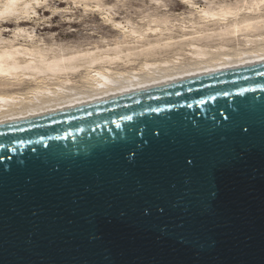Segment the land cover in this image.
Instances as JSON below:
<instances>
[{
  "label": "water",
  "instance_id": "obj_1",
  "mask_svg": "<svg viewBox=\"0 0 264 264\" xmlns=\"http://www.w3.org/2000/svg\"><path fill=\"white\" fill-rule=\"evenodd\" d=\"M0 264H264V62L0 124Z\"/></svg>",
  "mask_w": 264,
  "mask_h": 264
},
{
  "label": "bare ground",
  "instance_id": "obj_2",
  "mask_svg": "<svg viewBox=\"0 0 264 264\" xmlns=\"http://www.w3.org/2000/svg\"><path fill=\"white\" fill-rule=\"evenodd\" d=\"M172 2L173 4L175 3V5L179 4L192 9L196 6V3H194L193 0H179V2L176 0H172ZM261 2H264V0H255V5H259ZM35 3H37V0H0V21L2 22H0V29L4 28L7 30L4 31L3 35L10 32L9 25H15L16 27L20 28L21 25L30 23V11L33 10L32 13L36 12V6H34ZM94 3L97 5L96 1L93 2V4ZM97 8H102L101 4L97 5ZM231 11L232 10L226 9L225 7H221L219 10L209 7L207 9L201 10L199 14L201 15L203 21L209 24L219 23L220 20L225 21L229 19L230 16V18H232V14L234 16V13ZM18 12H21L22 14L17 15ZM94 15L98 16L96 13ZM93 18L96 19L97 17ZM106 19L108 18L106 17ZM108 21H111L113 23V26L110 27L107 23L104 24V22L98 28L100 29V32L106 27L115 32H123L125 34V37L126 34H130L132 38L139 39L138 41H141L143 37L148 35L149 32L157 33L158 31H161L158 28L154 29L150 27L147 31H145L146 33H144V35L141 34L142 31H140L139 33L140 29L138 30V28L135 29L134 27H130L128 25V28L126 26L124 27L122 26L121 22L112 21V19H108ZM156 21L158 20H155L154 22L156 23ZM3 23L4 25H1ZM244 26L245 28H242L239 23L231 24L227 27L226 31L223 34H220V36L238 38L240 36V33L244 34V32L249 30V28L254 29L252 27V23H250V21L248 20L245 21ZM49 27L52 26L50 25ZM20 30H23V28ZM64 36L71 37L76 36V34L74 35L71 32H67V34ZM20 38L21 36H18L15 40H13L14 42L11 40L13 43L10 44V41L7 42L8 45L7 43L6 45L4 44L5 40H2V42L0 43V124L30 119L33 117H38L49 113H54L57 111H62L65 109L109 99L112 97L165 85L174 81H180L199 75L234 69L238 67H245L249 65H256L264 62V46L261 47L263 49L259 51L254 50L255 52H253L251 50L252 52L249 53H237L239 55L234 61V57L232 58L231 55H228L225 59L223 58L221 63H219L218 61H207L208 58H211L209 56L212 55L213 51L211 52L208 48H206L208 51L206 49L204 50L199 45L200 42H198L201 41V39H197L198 37H191V39L189 40L192 41L188 40L189 43L186 39L185 40L189 44V48L191 51L189 56L192 57V60L199 61V63L196 65L198 67L194 69H181L179 67L173 69L174 66L177 67V65L172 64L174 66L171 65L173 67L171 70L166 69L158 72L160 69H158V71H156L157 69L154 70V68H158V66H156V63L152 64L150 59L152 57L154 58L157 53L165 50L166 48H171V43L163 44L158 41L156 43L148 42L144 46L143 50H139V52L134 51L135 53H133L132 50V53L129 50V52L126 50L127 53H125L126 51L123 52L121 51L122 49L119 50L120 47H114V53L113 49H111L112 51L110 50L113 53V55H111V52L109 53V49H105V51L102 52L101 50H98L100 51V53L98 51H85L86 53H81L79 50L76 52L72 51V53L70 51L69 53V49H65L62 46H60V48L57 47V50L53 48H42L43 43L41 45L40 41L35 42L33 39L29 40V36L28 38ZM210 39L211 37L206 40L210 41ZM22 42L29 43L30 47H24L26 45H23ZM248 42H251L250 44L251 46H253L252 40H248ZM256 46L258 47V45ZM222 50L221 53L223 52ZM209 51L211 53H209ZM216 52L214 51L215 54ZM222 56L225 55L222 54ZM243 56L246 58H244ZM137 58H143L144 60L143 62H140L142 64V68L140 69V71H146L147 73H143L146 74L145 76H142L143 74L139 71H131L127 74L116 72V68L122 69L123 67H131L136 62L135 60ZM148 60H150L151 63H149ZM179 60H181V58ZM176 63L178 64V62ZM163 64L165 66H168L169 62H164ZM74 76L75 78L81 77L84 82L93 85L91 90L84 92H74L75 87L72 88L73 82L76 83L75 81H73ZM114 76H117V78H114ZM30 95H32V97ZM28 98L29 105H26L24 107L22 106L21 108H16V110L12 109V105H14L16 101L19 102V99H21V102L23 103V100H26Z\"/></svg>",
  "mask_w": 264,
  "mask_h": 264
},
{
  "label": "rangeland",
  "instance_id": "obj_3",
  "mask_svg": "<svg viewBox=\"0 0 264 264\" xmlns=\"http://www.w3.org/2000/svg\"><path fill=\"white\" fill-rule=\"evenodd\" d=\"M95 1L97 5L101 4L102 8L98 9L97 5L95 3L93 4ZM176 1L179 2V0ZM193 2L196 3V6L192 9L179 4L178 7L177 4H173L172 0H37V3L34 5L36 6V14L34 12L32 13L33 10L30 11V23L23 24L20 28L15 25H9L10 32L5 35H3V33L7 30L1 28L0 43L2 40H5L4 44L6 45L9 41V44L13 43V40H15L18 36H21L20 39H22V37L28 38L29 36V40L33 39L35 42L40 41L41 45L43 43L42 48L56 49L57 47L60 48V46H62L65 49H69V53L70 51L72 53V51L76 52L78 50L81 53L85 51L97 52L98 50H101L102 52L105 51V49H109V53L112 51L111 49H113L114 53V49L116 47H120L119 50L122 49L121 51L123 52L126 50L131 52L132 50V52L135 53L136 51L139 52V50H143L144 46L148 42L156 43L158 41L163 44L171 43V48H166L165 50L157 53L154 58L152 57L150 59L152 64L156 63V66H158V68L156 67L154 70L157 69L156 71H158V69H160L158 72L166 69L171 70L174 65H177V67L174 66L173 69L178 67L181 69H194L198 67L196 65L199 61L192 60V57L189 56L191 51L188 43L189 41H192L189 40L191 37H198L197 39H201V41L198 42H200L199 45L204 50L208 48L211 52L213 51L212 55L209 56L211 58L207 59V61L209 60L210 62L218 61L221 63L222 59H225L228 55H231L232 58L234 57V61L241 53L255 52L264 48V2H261L259 5H255V0H193ZM209 7L214 9L216 8L217 10L221 7H225L226 9L232 10L231 12L234 13V16L232 14V18H230V16L229 19L225 21L220 20L219 23H205L199 12ZM21 12H18L17 15H21ZM95 13L97 15L99 13L100 16H95ZM93 17L97 18L94 19ZM106 17L108 19H112V21L121 22L124 27L126 26L128 28V26H130L135 29L138 28V30L140 29L139 33L140 31H144L143 33L141 32V34L146 33L145 31H147L150 27L154 29L158 28L161 31H158L157 33L149 32L148 35L143 37L141 41H138L139 39L132 38L130 34H126L125 37L123 32H115L106 27L100 32V29L98 28L104 22V24L107 23L110 27L113 26V23L108 21ZM155 20L158 21L155 23ZM247 20L252 23V27L254 29L249 28V30L245 31L244 34L240 33L238 38L220 36V34H223L227 27L231 24L239 23L242 28H245V21ZM126 22L129 23L127 24ZM1 25H4V23ZM50 25L52 27H49ZM22 28L24 31L20 30ZM67 32H71L74 35L76 34V36L65 37L64 35H66ZM209 37H211L210 41L206 40ZM185 39L187 41L189 40L188 43ZM248 40L253 41V46H251V42H248ZM22 43L23 45H26L24 47L29 46V43ZM256 45H258V47ZM218 48L220 53L218 52ZM221 50L225 53H221ZM127 51L125 53H127ZM210 51L209 53H211ZM214 51H217L216 54ZM98 52L100 53V51ZM113 53L111 52L110 54L113 55ZM222 54L225 56H222ZM213 55H216L217 57ZM180 58L181 60H179ZM150 60H148L149 63H151ZM135 61L136 62L131 67H123L122 69L116 68V72L127 74L131 71H139L142 74L145 73L146 71H140L142 68V64L140 62L144 61L143 58H137ZM162 62H169V65L165 66ZM176 62H178V64ZM145 75L146 74H143L142 76ZM114 78H117V76H114ZM73 79L72 80L76 82H73L72 86V88L75 87L74 92L90 91L93 87V85L84 82L81 77L75 78L74 76ZM30 96L32 97V95ZM19 100V102L16 101L15 103H18L20 106L14 103V105H12L13 110L29 105V98L23 100V103L21 102V99Z\"/></svg>",
  "mask_w": 264,
  "mask_h": 264
},
{
  "label": "snow or ice",
  "instance_id": "obj_4",
  "mask_svg": "<svg viewBox=\"0 0 264 264\" xmlns=\"http://www.w3.org/2000/svg\"><path fill=\"white\" fill-rule=\"evenodd\" d=\"M244 131L246 132L247 129H245ZM133 156H135V153H133ZM129 160H131V158H129ZM188 163H189V164H192V161L189 160ZM232 178H233V177L231 176V179H232ZM213 195H215V193H213ZM184 242H185V241H184V239H183L182 237H178V238H177V243L183 244Z\"/></svg>",
  "mask_w": 264,
  "mask_h": 264
}]
</instances>
